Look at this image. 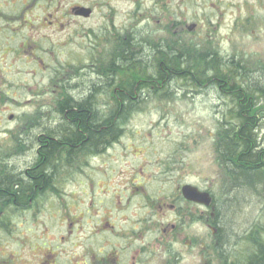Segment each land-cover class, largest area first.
I'll return each instance as SVG.
<instances>
[{
	"label": "flooded vegetation",
	"instance_id": "af4514ba",
	"mask_svg": "<svg viewBox=\"0 0 264 264\" xmlns=\"http://www.w3.org/2000/svg\"><path fill=\"white\" fill-rule=\"evenodd\" d=\"M64 1L0 0V180L9 178L14 183L22 168H28L35 176L47 157L49 162L42 169L48 184L30 196L25 187L15 186L17 199L13 204L0 199V264H217L212 248H219L218 239L213 241L218 238V229L209 224L208 214L198 213L182 196V188L192 185L187 182L186 165L178 166L171 159L167 163H160L161 158L155 161V149H150L146 158H141L142 154L131 155L132 148L128 149L125 143L128 126L113 130V136L104 144L93 147L91 143L94 152L87 155L88 146L82 145L77 132L68 125L66 118L79 103L80 90L95 88L97 80L111 71L110 62L115 57L122 63L131 60L140 64L144 48L131 47L129 53L136 55L130 56L127 30L115 33L120 38L115 46L108 32L107 39L104 36L101 39L105 46L101 48L98 44L101 49L108 48L103 54L107 64L103 65V60L95 56L94 46L87 51L82 46L80 49V34H84L83 38L91 34L93 37L102 25L95 30L83 22L96 12H100L98 16L103 22L102 15L112 0H93L91 4L69 6L67 10L63 8ZM153 1L155 22L160 15L170 21L168 28L155 32V41H165L170 53L185 62L188 76L185 99L191 104L203 99L214 120V134L219 131V123L232 114L245 116L235 108L244 99L228 97L234 89L240 91L236 88L240 80L225 76L228 71L218 73L213 69L222 63V57L229 56L223 55L222 45L229 47L233 38L223 41L225 38L218 36L225 23L232 36H237L244 26L250 27L251 22L264 24V0ZM82 7L91 12L89 18L76 14ZM110 10L115 14L116 10ZM45 22L59 30L74 25L71 35L66 37L67 43H72L51 47ZM179 27L183 33L177 38L172 31ZM83 28L88 29L80 30ZM161 33L167 36H160ZM191 33L199 35L197 41L188 42L187 38L194 36ZM256 33L250 31L257 43L264 44V36ZM135 37H142V32ZM190 60L196 63H189ZM225 65L249 70L252 75L261 68L248 69L237 58ZM166 69L168 72L161 71L157 81L160 86L172 87L176 85L172 77L178 69L175 65ZM38 75L42 83L33 86ZM152 75L154 79L150 80L138 65L124 78H113L107 85L110 96L120 101L116 112L113 99L106 97L112 103L111 110L122 119L119 123L128 115L124 116L126 110L122 112L126 101L143 97L155 100V93L146 91L143 96L141 88L155 83V71ZM45 85L49 93H34ZM130 85L134 87V95L128 91ZM181 86L176 85L178 93L174 99L181 97ZM18 97L23 103L20 111L14 107ZM44 102L47 103L42 106ZM107 128L110 129L108 126L104 129ZM56 131L61 138L55 137ZM63 143L66 151L60 165L66 169L59 171L54 159ZM79 148L84 150L83 155L75 153ZM67 186L72 189L65 198L72 202L74 217L70 222L54 208L61 200L58 188ZM195 187L213 193L211 188ZM24 195L31 198L24 200ZM193 226L203 231L193 235ZM194 251L198 258L195 262L189 258V252Z\"/></svg>",
	"mask_w": 264,
	"mask_h": 264
},
{
	"label": "trees",
	"instance_id": "16d2710c",
	"mask_svg": "<svg viewBox=\"0 0 264 264\" xmlns=\"http://www.w3.org/2000/svg\"><path fill=\"white\" fill-rule=\"evenodd\" d=\"M135 36H129L128 34V41L126 43V47L128 46L127 54L130 56L136 55V53H129L131 47L144 48L142 54L144 60L138 65H141L145 76H150V80L154 79L152 72L155 71V83L151 86L141 85V88L144 89L143 96L147 94L146 91H152V93H155L156 101H159L164 89L169 87L160 86L159 81H157V76L161 74L163 70L164 72H168L166 68L174 67L175 65L178 71L172 78L177 85V83L185 77L183 75L184 70L180 67L184 65V59L174 56L173 52L170 53L165 41L161 43V41L147 40L144 37L137 38V40ZM115 38L116 40H113L114 46L116 43L120 42L119 37ZM131 38L134 39L131 40ZM136 41L140 42V46L135 44ZM119 61L120 60L115 57L114 61L110 62L109 69L111 71H107L102 75L103 77L101 80H97L94 84L95 88L92 87L90 89L85 88L80 90L79 103L70 109V114L66 118L68 125L77 132L78 138L83 141V146L87 145L91 147V143H93V147H97L113 136V129H104L108 124L99 123V121L96 122L97 117L95 113H91L90 109H92L93 103L96 105H104L103 102H106V97L109 96L113 99L112 101H114L113 105L116 108L115 111L117 110L116 112H118L120 101L110 96L111 91L107 85L110 84L113 78H124L125 74H129L131 71L136 70L138 66L137 62L131 60L124 63L120 61L121 64ZM221 62L222 63H218V66L215 65L216 67L213 68L215 72L225 73L228 71V74L225 76L240 80L238 87L241 90L239 92H234L236 91V89H234L228 97L231 100H236L239 97L244 99L243 102L238 103L235 108H238L245 115L248 112L255 111L256 116H259L256 120L259 123L261 132L260 134L256 132L252 135V133L248 131H243L240 121L247 122V118L243 119L244 116L232 114V117L224 119L222 123H219V131L215 133L213 152L216 157V164L227 173V176L233 171L234 173L232 188L229 191H225L223 196H221L219 199L222 201L220 205L221 208H215L213 218L209 219V224L218 229V238H213V241L218 239L219 243L226 241V243L229 244L225 247H223V243L222 246L219 244L218 250L217 248H212L213 258L217 264H264V236L256 237V239H252L251 236H244L238 241L235 239L237 233H244L248 226H253L251 221L255 213H257L256 217H258L259 220H264V131H262L264 129V110L259 111L256 110V108L253 110L252 106L255 101L258 102L260 99H262L261 103L264 105V69H255L256 71L254 75H252L248 73L250 72L249 70L243 68H236L233 66L226 68L227 65H225V63L230 65L232 61ZM189 63L194 64L196 61L190 60ZM106 64V59H104L103 65ZM179 67L181 69H179ZM230 68L232 69L230 70ZM160 81L162 82V80ZM246 83L253 84L254 86H250ZM176 85H173L170 89H177ZM129 87L128 91L130 95H134L133 85ZM181 89H184L183 86H181ZM146 101V97L137 101H126L125 107L122 110V112L126 110L125 115L123 114L124 116L128 114L126 120L129 118L132 111H136V109L143 106ZM258 104H260V102L254 105ZM122 105H124L123 102ZM122 126H124V123H122ZM89 128L90 130H88ZM65 151L66 144L63 143L59 145L58 151L55 152L56 160L54 159V162L58 163L59 171L66 169L65 165H60ZM41 153L45 154V151H41ZM67 157H69V155H67ZM48 164L47 157V161L40 167V170L37 171L35 176H33L34 172H30L28 168H22L20 173L15 175L14 183L10 182L9 178H2L0 180V199H7L8 202L13 204L17 199L15 186L17 188H19V186L25 187L28 196H30L35 190L48 184L49 179L46 181V172L42 171ZM48 168L50 167L47 166V169ZM49 171H51V169ZM25 180L27 182H25ZM22 198L24 200H29L31 197H26L24 195ZM244 244H247L248 248L244 250V252H242L241 249L238 250V248H242ZM247 252H254L257 256L254 257V260H251Z\"/></svg>",
	"mask_w": 264,
	"mask_h": 264
},
{
	"label": "rangeland",
	"instance_id": "374dc122",
	"mask_svg": "<svg viewBox=\"0 0 264 264\" xmlns=\"http://www.w3.org/2000/svg\"><path fill=\"white\" fill-rule=\"evenodd\" d=\"M91 2L93 0H65L63 8L67 10L69 6L80 3L91 4ZM110 8L116 10L115 14L111 12ZM98 15H101L100 12L98 14L97 12L94 13L90 17V20L83 22V25L95 28V30L100 25L102 27L97 28L93 37H91V34L90 37L83 38L84 34H80L82 37L80 38V49L82 46V50L87 51L89 46H94L95 56L100 61L103 60V54L108 49H101L105 46V43L102 42L101 44V39H103V36L107 39L110 35L108 32L111 33L109 37L111 40H116L115 36L121 30H127L129 36H138V33L142 32L155 41V30L162 32L163 27L168 28L170 22L168 17L162 15H160L158 22H155V2L153 0H127V3L125 1L112 0L111 5L106 8L105 13L102 15L103 22L100 21ZM227 24L225 23L224 25L226 26ZM45 25L48 26L46 22ZM250 25L247 28L244 26L237 36H232V33H228V29L225 26L221 28L219 31L221 36L218 37L225 38L223 41L231 40L230 38L233 37L229 47L222 45V50L225 52L223 55L238 57V60L244 63L248 69L255 67L263 68L264 44L257 43L259 41L250 34V31L255 30L257 32L256 35L264 36V24L261 22H251ZM183 26L186 29L185 25ZM74 28L75 26L71 25L68 28L59 30L56 27L51 28L48 26L45 34L50 37L49 41L51 42L49 44L51 47L53 45L56 47L57 44H71L72 42L67 43L66 37L71 35L70 33ZM87 29L83 28L80 30ZM181 29L180 27L176 28L172 31V35L179 38L183 33ZM190 35L194 36H189L187 38L188 42L198 40L199 35L195 33H191ZM160 36H167V34L161 33ZM99 43L101 44V48L98 45ZM34 79L33 86L42 83L41 76L38 75ZM41 92L43 94L49 93L48 86L45 85L34 93ZM45 103L47 102H44L42 106ZM38 112L39 110L36 114ZM208 112V109L204 107L202 98L195 100L192 104L185 99L184 95H181L179 99L166 102H159L156 99L147 100L142 108L132 111L127 119L128 135L126 136L125 143L128 149L132 148L130 150V152L132 151L131 155H143L144 153L141 149L146 150V152H151L150 149H155V153H159L161 158H166L167 154L174 153L177 160H183L186 163L185 165L189 171L187 182L195 186L211 188L214 193L221 197L223 195H220L217 186L219 182L220 184L222 183L225 177L223 171L220 170L214 160L212 148L214 120ZM126 153L129 155L128 152ZM219 199L218 205L222 202ZM256 216L257 213L254 214L252 220ZM202 231L199 226L192 227L193 235L194 232L200 234ZM242 248L241 251L244 252L246 248ZM195 253L196 251H194V254L189 252V258L193 262L198 259L195 257Z\"/></svg>",
	"mask_w": 264,
	"mask_h": 264
},
{
	"label": "bare ground",
	"instance_id": "6f19581e",
	"mask_svg": "<svg viewBox=\"0 0 264 264\" xmlns=\"http://www.w3.org/2000/svg\"><path fill=\"white\" fill-rule=\"evenodd\" d=\"M157 30H155L156 32ZM142 36L144 38H146L147 40H154V39H150L146 33H142ZM222 57L220 60H223V61H232L236 58V57ZM229 58V59H228ZM238 59V57H237ZM183 70H186V66L183 65L182 66ZM183 75L185 76L183 80H181L179 83H177V85H182L184 87V89H181L180 90V94L179 95H183V92L184 90L186 89V86H185V80L188 78L187 75H185V71L183 73ZM254 82V81H253ZM250 86H254L253 84H250V83H246ZM245 84V85H246ZM152 85V84H151ZM150 85V86H151ZM191 85L193 87H196V84L191 81ZM244 85V87H245ZM237 89L241 90L239 87H236ZM234 92H238L237 90L234 91ZM178 93V91L176 89H170L169 88H166L164 89V92L163 94H161V97H160V100L159 102H166V101H172L174 100V97H176V94ZM179 99V98H178ZM262 99H260L258 102H260V104L258 105H254L255 103H258L257 101H255L252 106H253V110L256 108V110H264V105L261 103ZM104 105H96L93 103V107L91 110L94 111L95 113V116L97 117V121H99V123H107L108 124V127L115 130L116 128H119L122 126V123H124V126H126L127 124V120L124 119L122 123H119L122 119H117V113L112 111L111 110V106H112V103L111 101H106V102H103ZM23 103L20 101V98L18 97V100L14 103V107L17 111H20L23 107ZM138 108H142V106L138 107ZM256 112L255 111H251L250 113L248 112L243 119L247 118V122L246 121H240V124H241V128L243 131H248L250 133L255 134L256 132H258L260 134L261 130L259 129V123L258 121L256 120L257 118H259V116H256L255 114ZM123 126V127H124ZM264 131V129L262 130ZM264 134V133H263ZM55 137L56 138H61L60 137V133H58L57 131L55 132ZM106 142V141H105ZM105 142H102L101 144H104ZM214 139H213V143H212V148H213V144H214ZM83 149L82 148H79V149H76L75 150V153L77 155H83ZM141 151L144 153L141 158H146L148 157L147 156V152L146 150H143L141 149ZM94 152V148H90V147H87L86 148V154L87 155H90ZM213 155H214V160H215V154L213 152ZM166 158H161V155L159 153H155V158L156 159H160V163H167V162H171L170 160L168 159H171L173 161L176 162V164L178 166H184L185 165V162L183 160H177L176 156L174 153L172 154H167L165 156ZM233 172H231L228 176H227V173L223 170V175H224V179L222 181V183L220 184V182L218 183V190H219V193L220 195H223L225 193V191H229L231 188H232V185H233ZM264 174V173H263ZM262 176V175H261ZM263 177V176H262ZM264 179V177H263ZM200 194H203V193H207L208 196H204L205 198H209V202H207L204 197L202 198L201 196H193V198H191L190 200L185 198L183 195V199L188 202V203H191L192 206L198 211V213H201V214H209L211 212V216L213 217L214 216V211H215V208L216 209H220L221 208V204L222 202L219 203V205L217 204L218 203V199L221 198L219 197L216 193H209V192H206V191H203V190H200L199 188L195 187ZM57 191V188L54 189V192ZM72 189H70V186H67L63 189L61 188H58V192H59V195H60V198L61 200L59 202H56L55 205H54V208L58 209L60 211V213L62 214V216L68 220L70 222V220L73 219L74 217V213L71 209V206L72 205V202H70L69 200H65L66 196L68 195L69 192H71ZM226 199V198H225ZM223 200V199H222ZM253 224V226L251 227H247L245 230V232L243 233H240L238 234L237 233V237L235 238L236 241L240 240L241 238H243L244 236H247V237H250L252 239H256V237H261V236H264V220H259L257 217L253 218V220L251 221ZM250 224V225H251ZM223 247H225L226 245H229L226 243V241H223ZM222 243H219L221 246H222ZM243 247H245L246 249L248 248V245L247 244H244ZM241 248L239 247L238 250H240ZM247 255L250 257L251 260H254V257H256L257 255L254 253V252H247ZM119 264H122L121 262H119Z\"/></svg>",
	"mask_w": 264,
	"mask_h": 264
},
{
	"label": "water",
	"instance_id": "95a60500",
	"mask_svg": "<svg viewBox=\"0 0 264 264\" xmlns=\"http://www.w3.org/2000/svg\"><path fill=\"white\" fill-rule=\"evenodd\" d=\"M77 15H81V16H84V17H88L89 14H90V11L88 9H84V8H79L78 11L76 12ZM182 193H183V196L187 199H191L193 198V196H201L202 198L204 196H208L207 193H203V194H200L199 191L194 188V187H191V186H185L183 189H182ZM193 195V196H192ZM204 195V196H202ZM204 199L209 202V198H205Z\"/></svg>",
	"mask_w": 264,
	"mask_h": 264
}]
</instances>
